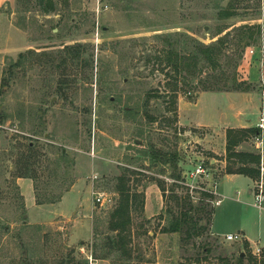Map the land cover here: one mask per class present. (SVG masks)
<instances>
[{"label":"rangeland","instance_id":"374dc122","mask_svg":"<svg viewBox=\"0 0 264 264\" xmlns=\"http://www.w3.org/2000/svg\"><path fill=\"white\" fill-rule=\"evenodd\" d=\"M45 1L54 7L49 13L39 0H0V264H237L240 255L250 253L260 259L254 254L260 246L223 237L242 224L257 234L259 221L264 231V211L252 206L249 188L244 192L250 205L229 197L214 230L202 214L200 225L207 231L192 239L164 233L172 220L169 209L176 210L170 191L153 218L138 209L130 261L117 253L101 259L107 253L105 239L96 238L94 230H107L119 198L116 179L124 169L138 173L131 178L138 191L156 185L152 179L166 182L167 190L172 187L150 161H137L135 142L180 151L186 174L210 161L215 169L208 187L220 183L225 163L219 160L226 155L218 132L179 126V98L194 100L204 89L228 92L237 80L263 94L245 106L257 124L264 112V0ZM224 11L230 16L222 18ZM245 25L262 27L261 40L250 47L237 41V29ZM220 39L225 44L217 68L201 61L195 76L185 77L166 65L170 48L185 55ZM20 54L22 63L15 66ZM258 68L260 81L252 83L250 72ZM220 109L236 124L230 106ZM199 138L213 142L220 154ZM253 143L238 150L258 153ZM25 174L32 178L20 177ZM19 179L32 182L36 204L37 195L44 201L60 195L65 200L28 209ZM76 184L80 192H72ZM97 192L113 202L100 206ZM232 192L238 197V189ZM190 193L197 206L200 193ZM80 200L81 214L74 215Z\"/></svg>","mask_w":264,"mask_h":264},{"label":"trees","instance_id":"16d2710c","mask_svg":"<svg viewBox=\"0 0 264 264\" xmlns=\"http://www.w3.org/2000/svg\"><path fill=\"white\" fill-rule=\"evenodd\" d=\"M39 3L44 6L45 12H51L54 7L51 2L47 3L45 0H39ZM230 16L229 12L224 11L222 15ZM237 41L242 43L245 47H250L254 43H258L262 37L261 25H245L238 29ZM225 40L220 39L217 43L206 46L199 45L195 52L181 55L176 49L170 48L166 57V65L172 69L176 75L195 76L198 71L201 61H205L207 65L217 68L219 65V57L225 44ZM76 56V54H75ZM24 55L20 54L19 60L15 66H19ZM178 84L175 86L174 105L177 102ZM252 87L234 81L233 89L228 90L237 92H251ZM222 89H204L203 92H222ZM151 95H148L147 101L150 100ZM131 114V112H128ZM177 120V110H176ZM1 122V119H0ZM262 132L259 128L249 129H228L226 132L227 148L224 161L226 162L225 174H238L251 178L255 183H260L264 179V155L260 152H244L239 151L238 148L244 143L256 141L261 136ZM137 147V161L148 160L156 175H162L170 178L173 183L170 190L166 188V182L159 179H152L163 193L164 200L169 199L167 192L170 191L171 199L175 201L176 210L169 209L171 221L167 227L164 228V233L167 234H186L187 239H192L199 236L201 233L207 231V227L201 226L202 214H205L208 219V224L213 223L215 208L213 203L216 201V196L201 191L199 197V204L196 206L193 203L195 196L191 195L190 189L184 184L187 182L186 173L182 167L184 157L178 150L165 151L158 149L155 146L151 148L145 147L143 144L135 142ZM256 146V145H255ZM147 161V162H148ZM208 169L214 172V165L207 162ZM138 173L131 169H124V173L117 177L115 192L118 194V202L115 208L109 215L106 232H100L99 227H95V237L99 238L103 235L104 249L107 253L101 259H107L110 254H120L124 260L130 261L134 255V232H133V217L134 213L139 209L142 214H145L146 194L144 191H138L131 185V178ZM20 177H30L28 175H21ZM32 178V177H30ZM177 189H181L183 193H178ZM63 195L56 199L42 200L37 195V205L56 204L61 202ZM249 248V244H246ZM246 261L253 264H264V250L260 259L253 256L252 253L240 255L237 259V264H246Z\"/></svg>","mask_w":264,"mask_h":264},{"label":"crops","instance_id":"0c3cea01","mask_svg":"<svg viewBox=\"0 0 264 264\" xmlns=\"http://www.w3.org/2000/svg\"><path fill=\"white\" fill-rule=\"evenodd\" d=\"M250 73H251L250 81L252 83H255V82L259 83L260 77L261 76L264 77V71L262 72V75L261 73L259 74V68L255 70L254 69L251 70ZM255 95H263V94L257 93V92H249V93H245V92H201L196 96V98H194V100H186L185 98L180 97L179 103H178V118H179L178 125L184 128L188 127V128H194L196 130H214L218 132V139L222 141L221 151L226 155V148H227L226 132L228 129L257 128L260 122V119H259L257 124L256 123L253 124L251 120H249L248 118L249 116L245 108V106H252L251 101H252L253 96ZM243 101H246L248 105H241L240 103ZM228 106L231 107V112L233 114V118L236 124H234V122L230 120L229 118H226L225 114L220 109V107H228ZM1 127L2 125L0 124V129ZM199 140L203 141V143L205 144L204 146L216 152L217 154H220L216 151V147H214L213 142L207 139H204V138H199ZM200 141L196 143H199ZM245 144L246 143L241 145L238 149L242 150ZM255 145H256V141H255ZM219 147L221 148V146ZM251 147H254V146L251 145ZM2 151H3L2 141L0 138V167H1V160H2L1 158ZM219 161L223 164L225 163L224 166L226 167V162L224 161V159H220ZM225 167H222L224 171L221 177L219 178V181H220L219 185L221 186V189L219 186V193H220V198L222 197L221 193L223 195V198L222 200L220 199L221 200L220 204L215 205V214H214L213 226H212L213 230L215 227V223L217 222L218 215L221 212L220 209L224 205L225 200H229L230 199L229 197H231L230 200L235 201L238 204H241L244 206L250 205L251 199L248 198L246 196V193L244 192L247 188H249L248 192L250 196L254 197V192H253L254 181L251 178L244 176V175L225 174ZM18 182H19L18 184L22 188L27 208L28 209L37 208L32 182L30 180H25V179H19ZM78 185L79 184H76L74 186V189L72 192H76L77 190L78 192H80L82 190V188L80 189ZM233 189H238V192H237L238 197L233 198V196H231V193H233L232 192ZM239 191L242 192V195L240 194ZM145 194H146L145 215L148 219H151L155 215H157L161 210H163L164 197H163L162 191L160 190L157 184L147 186L145 188ZM65 197L63 200H65ZM63 200H62V203H63ZM81 202L82 201L80 200L79 205L77 206L76 204V207L74 206V215L77 213L81 214V209H82ZM252 206L256 208L254 206V203H252ZM259 211H264V210H259ZM244 217H245V214L243 213V216L240 220L241 222H243ZM261 225H262L261 221L256 222L255 224V226L259 227L257 234L255 232H252L248 228V226H244L242 224L240 225L241 228L238 230L237 233L228 232L227 234H224L223 237H225L226 235H230V234L242 235L245 241L250 242L252 246L254 244L260 247H264V231L260 228ZM213 232L214 234L218 235L217 233H215V231Z\"/></svg>","mask_w":264,"mask_h":264},{"label":"built area","instance_id":"2783aa9c","mask_svg":"<svg viewBox=\"0 0 264 264\" xmlns=\"http://www.w3.org/2000/svg\"><path fill=\"white\" fill-rule=\"evenodd\" d=\"M254 53V51L252 50V54ZM257 128H259L262 132L261 136H259L256 139V146L257 149L259 150V152L264 155V113H262L261 117H260V122L257 126ZM213 177V173L210 169H208L207 167H205L204 164L199 165L195 171L186 174L185 178L187 180V182L184 184L186 187H188L193 192H201V191H206L209 192L213 195H215L216 197L220 198V193H219V182L217 180L214 181L212 188H209V180L212 179ZM198 178L200 179H204L206 180L205 182H203L201 185H194V181L198 180ZM197 189H199L198 191H196ZM96 196V201L100 206H104L105 204H110L112 203V199L108 198L106 194L104 193H94ZM254 197H255V202H254V206L259 209V210H264V180L260 183L257 184V192L254 193ZM217 199L215 201V205H218L221 203L220 199ZM224 238H226V240L228 241H241L244 240V237L242 235H226ZM262 248L258 247L256 249V251L254 252V254L258 257H261L262 253H263Z\"/></svg>","mask_w":264,"mask_h":264},{"label":"water","instance_id":"95a60500","mask_svg":"<svg viewBox=\"0 0 264 264\" xmlns=\"http://www.w3.org/2000/svg\"><path fill=\"white\" fill-rule=\"evenodd\" d=\"M2 109V107L0 108V110Z\"/></svg>","mask_w":264,"mask_h":264}]
</instances>
